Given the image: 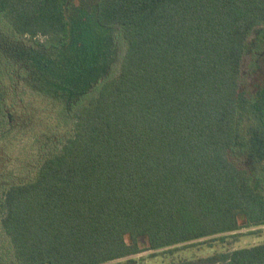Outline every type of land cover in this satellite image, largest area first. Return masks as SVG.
I'll return each mask as SVG.
<instances>
[{
	"label": "trees",
	"instance_id": "16d2710c",
	"mask_svg": "<svg viewBox=\"0 0 264 264\" xmlns=\"http://www.w3.org/2000/svg\"><path fill=\"white\" fill-rule=\"evenodd\" d=\"M68 2L0 0L1 31L64 49ZM96 22L121 31L119 73L70 106V135L30 181L0 189L12 264H137L145 252L264 227V190L233 158L249 110L264 136V82L251 96L240 84L264 0H98ZM5 78L0 58V131ZM218 259L264 264V244Z\"/></svg>",
	"mask_w": 264,
	"mask_h": 264
},
{
	"label": "rangeland",
	"instance_id": "374dc122",
	"mask_svg": "<svg viewBox=\"0 0 264 264\" xmlns=\"http://www.w3.org/2000/svg\"><path fill=\"white\" fill-rule=\"evenodd\" d=\"M97 2L69 0L70 41L64 49H38L0 28V58L6 66L0 189L30 181L42 161L57 152L70 135L65 118L70 106L91 94L99 83L118 75L125 42L119 28L105 29L97 24ZM263 82L264 28L254 31L246 42L240 77L241 88L250 96ZM240 126L233 158L250 169L256 187L264 190V136L251 110ZM261 244L264 227L253 226L145 252L134 259L137 264H221L218 255ZM10 255L9 242L0 232L3 264H12Z\"/></svg>",
	"mask_w": 264,
	"mask_h": 264
}]
</instances>
